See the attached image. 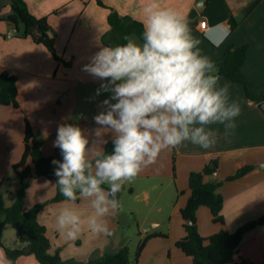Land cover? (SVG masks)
<instances>
[{"label":"crops","instance_id":"crops-1","mask_svg":"<svg viewBox=\"0 0 264 264\" xmlns=\"http://www.w3.org/2000/svg\"><path fill=\"white\" fill-rule=\"evenodd\" d=\"M24 1L30 12L38 18H46L56 33L55 49L59 60L31 38L16 37L12 23L0 21V74L9 72L16 76L20 104L19 109L11 106L0 109V180L8 178L12 166L22 158L26 119L45 139L43 152L48 157L62 160L60 150L53 146L60 124H77L92 139L93 129L99 127L93 117L111 93L96 95L102 81L82 69L99 46H110L104 43V37L111 30L108 21L111 9L122 16L143 19L140 11L143 0H102L106 7H100L94 0ZM163 4L185 14L192 34L201 41L202 54L213 62L221 59L230 45L248 46L243 73L256 87L264 86V0H163ZM10 13L9 1L0 0V17ZM225 29L228 30L226 37L223 35ZM219 85H227L230 98L240 104L241 113L234 120L235 128L226 129L223 124L208 126L216 136L214 147L203 149L185 141L179 147L161 153L154 164L134 181L126 183L120 208L109 218L112 236L96 238L85 233L80 239L67 241L55 228L56 213L65 205L63 202L47 204L39 221L47 229L50 252L54 254L60 250L64 261L79 263L114 253L126 245L129 238L119 232L122 220H125L127 224L133 226L136 223L139 228H144L141 242L153 233L168 234V238H155L146 243L140 264L145 257L149 258V264H194L192 258L176 246L185 237L181 211L191 196L190 174L202 171L213 161L217 162L218 176H212V179L221 183L218 192L224 197L225 225L214 224L210 210L201 207L197 212L200 236L209 238L222 229L234 233L242 225L262 218L264 112L259 108L260 103L246 96L241 85L226 79L219 80ZM81 108L87 113L81 112ZM105 139L110 140L111 135H106ZM247 166L252 170L246 175L230 179ZM48 188L46 195L36 201L28 200V191L26 208L49 202L56 194V182ZM125 193L143 202L149 214L156 212L161 217H141L136 209H124L121 199ZM76 203L82 211L86 210L87 202ZM166 211L168 215L163 217ZM125 216H131L135 221L125 219ZM78 246L82 249L78 250ZM66 247L70 249L69 255L65 254ZM0 250L3 249L0 247ZM239 256L254 264L264 262V225L244 236ZM16 264L39 262L34 256H26L19 258Z\"/></svg>","mask_w":264,"mask_h":264},{"label":"clouds","instance_id":"clouds-1","mask_svg":"<svg viewBox=\"0 0 264 264\" xmlns=\"http://www.w3.org/2000/svg\"><path fill=\"white\" fill-rule=\"evenodd\" d=\"M140 11L142 42L125 36L124 44L99 46L82 69L102 81L96 95L111 93L102 102L106 110L93 117L99 127L92 139L75 124L57 128L53 146L62 160L51 163L65 206L56 213L55 228L67 241L85 233L112 236L109 218L120 208L117 194L126 183L185 141L214 147L208 126L233 129L241 113L228 86L219 85L218 69L202 54L185 14L163 0H143ZM109 134L113 150L106 153ZM78 200L87 202L85 211ZM0 264H12L3 250Z\"/></svg>","mask_w":264,"mask_h":264},{"label":"trees","instance_id":"trees-1","mask_svg":"<svg viewBox=\"0 0 264 264\" xmlns=\"http://www.w3.org/2000/svg\"><path fill=\"white\" fill-rule=\"evenodd\" d=\"M8 1L11 6V13L8 16L0 17V21L12 23L16 37L31 38L35 43L43 45L59 60L55 49L56 33L49 25L48 20L34 16L24 0ZM94 1L100 7H106L102 0ZM108 21L111 30L104 37V43L110 46L124 44L126 41L123 38L133 35L142 42L143 29L141 21L129 16H122L114 9H111ZM231 26L232 28L235 27L234 19L231 20ZM247 53L248 46L236 47L230 45L223 57L214 62L218 69L216 74L219 76V80L226 79L241 85L250 100L261 103L264 101V86L256 87L243 73ZM9 106L16 109L20 108L17 78L9 72H3L0 74V109ZM25 124L24 153L21 160L13 165L15 179L19 181L20 187L15 192V198L10 205L6 204L4 195L0 193V247L7 254L8 259L12 261V264H16L19 258L26 256H34L39 264H138L142 251L149 240L168 238V234L163 233L147 235L138 246L134 262L131 260L128 245H124L114 253H107L99 258L82 263L73 260L64 261L60 250L52 254L47 229L40 223L39 216L47 204L60 203L65 198L56 186L55 196L46 204H36L27 209L25 201L30 188V178L36 177L57 181V177L54 175L55 166L51 162L53 159H59L44 154L45 139L34 131L28 119L25 120ZM112 150L113 145L110 139L105 145L104 151L111 153ZM216 169L217 162L213 161L202 171L190 174L189 188L191 196L181 211L185 237L179 240L176 246L186 256L192 258L194 264H254L239 256V247L246 234L252 232L258 226L264 225V216L242 225L234 233L222 229L209 238H203L199 234L197 212L201 207H207L210 210L214 224L225 225L222 215L224 197L218 192L221 183L212 179ZM251 170L252 167L247 166L239 170L230 179H239ZM10 180V178H7L3 182H10ZM126 189L124 185L122 191L117 194L119 201ZM8 228H12L16 233L18 241L16 247H9L4 243V234Z\"/></svg>","mask_w":264,"mask_h":264},{"label":"rangeland","instance_id":"rangeland-1","mask_svg":"<svg viewBox=\"0 0 264 264\" xmlns=\"http://www.w3.org/2000/svg\"><path fill=\"white\" fill-rule=\"evenodd\" d=\"M130 38L136 39L137 42H140L138 37H136L134 35L130 36ZM81 112L87 113L85 108H81ZM7 177L11 179L10 182H6V181L3 182V180H5L7 178L0 180V193H2L4 195L6 204L10 205L15 198V192L20 187L19 181L15 179L13 166L10 169ZM29 183H30V188L28 189V191H30V193H29L30 195L28 197V200L36 201V199L37 200L42 199V196L44 197V195H46V193L48 192V189H49L48 185L55 184V181H51V180H48L45 178L32 177V178H30ZM6 189L8 190L7 192H5ZM25 204H26V201H25ZM121 206L124 209H126L127 207H131L133 209H136V211L139 212L141 217H144L145 215H150V217H152V216L159 217L158 215H160V214H157L156 212L149 214L147 208H145V206H144V203L141 201H137V199H135V196L130 195L129 193H125V196L121 199ZM168 211H170V210H168ZM167 215H168V212L166 211V215H163V217L164 216L166 217ZM125 217H126L125 219L129 218L130 220L135 221V218H131V216H125ZM143 229H144L143 227L139 228L136 223H134V225L132 226L130 224H127V222L125 220H122L119 232L127 234L129 237L127 242H126V245H128L130 247L132 262H134V260H135V256H136L138 246L141 243V239L143 237V231H144ZM4 243L9 247H16L17 246L18 241H17L16 233L12 228H8L7 231L5 232ZM76 248L78 250L82 249L81 246H78ZM69 251H70V249L66 247L65 254L69 255ZM142 258L143 257L141 256L140 260H142ZM140 260H139V264L141 263ZM149 263H150V261H149L148 257H145L142 261V264H149Z\"/></svg>","mask_w":264,"mask_h":264},{"label":"water","instance_id":"water-1","mask_svg":"<svg viewBox=\"0 0 264 264\" xmlns=\"http://www.w3.org/2000/svg\"><path fill=\"white\" fill-rule=\"evenodd\" d=\"M259 108L264 112V101L259 104ZM101 111H104V107L102 105L98 108V113Z\"/></svg>","mask_w":264,"mask_h":264},{"label":"built area","instance_id":"built-area-1","mask_svg":"<svg viewBox=\"0 0 264 264\" xmlns=\"http://www.w3.org/2000/svg\"><path fill=\"white\" fill-rule=\"evenodd\" d=\"M213 177H217L218 176V171L216 170V171H214V173H213V175H212Z\"/></svg>","mask_w":264,"mask_h":264}]
</instances>
